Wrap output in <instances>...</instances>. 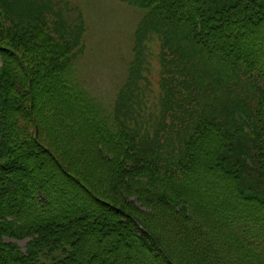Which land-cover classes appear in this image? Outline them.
I'll list each match as a JSON object with an SVG mask.
<instances>
[{"label":"trees","instance_id":"obj_1","mask_svg":"<svg viewBox=\"0 0 264 264\" xmlns=\"http://www.w3.org/2000/svg\"><path fill=\"white\" fill-rule=\"evenodd\" d=\"M122 1L175 51L111 118L40 1L0 0V264H264V0Z\"/></svg>","mask_w":264,"mask_h":264},{"label":"rangeland","instance_id":"obj_2","mask_svg":"<svg viewBox=\"0 0 264 264\" xmlns=\"http://www.w3.org/2000/svg\"><path fill=\"white\" fill-rule=\"evenodd\" d=\"M58 1H72L84 13L89 31L84 37L87 51L74 67L76 84L106 109L125 83L132 65L143 11L118 0H55ZM152 48L143 46L146 51L142 55ZM160 69L159 60L153 57L150 71L154 79H158Z\"/></svg>","mask_w":264,"mask_h":264}]
</instances>
